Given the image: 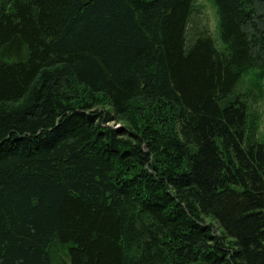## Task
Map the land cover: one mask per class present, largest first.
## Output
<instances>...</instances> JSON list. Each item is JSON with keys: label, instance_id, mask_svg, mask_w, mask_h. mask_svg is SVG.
<instances>
[{"label": "trees", "instance_id": "16d2710c", "mask_svg": "<svg viewBox=\"0 0 264 264\" xmlns=\"http://www.w3.org/2000/svg\"><path fill=\"white\" fill-rule=\"evenodd\" d=\"M211 1L0 0V264H264V0Z\"/></svg>", "mask_w": 264, "mask_h": 264}, {"label": "rangeland", "instance_id": "374dc122", "mask_svg": "<svg viewBox=\"0 0 264 264\" xmlns=\"http://www.w3.org/2000/svg\"><path fill=\"white\" fill-rule=\"evenodd\" d=\"M200 5H204L203 12L199 14L198 17L195 18L196 21H200L201 25H206L209 31L213 34V38L218 40L219 37V27H218V17L216 8L211 0H198ZM221 47V44H219ZM244 83L245 85H250L255 93V97H257L255 103H251L249 105V111H256L257 117L259 118V132H258V140L260 143L264 144V81H258V75L256 72H251L245 77ZM249 80V81H248ZM261 93V94H260ZM114 128H121L120 123L111 124Z\"/></svg>", "mask_w": 264, "mask_h": 264}]
</instances>
